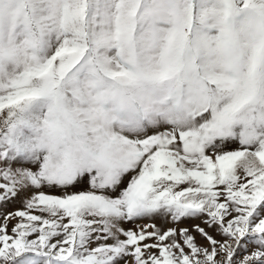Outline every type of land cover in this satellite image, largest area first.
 <instances>
[{
    "label": "snow or ice",
    "instance_id": "snow-or-ice-1",
    "mask_svg": "<svg viewBox=\"0 0 264 264\" xmlns=\"http://www.w3.org/2000/svg\"><path fill=\"white\" fill-rule=\"evenodd\" d=\"M0 264H264V0H0Z\"/></svg>",
    "mask_w": 264,
    "mask_h": 264
},
{
    "label": "rangeland",
    "instance_id": "rangeland-1",
    "mask_svg": "<svg viewBox=\"0 0 264 264\" xmlns=\"http://www.w3.org/2000/svg\"><path fill=\"white\" fill-rule=\"evenodd\" d=\"M15 207H18V205L10 206V209L9 210H11L12 208H15ZM148 223H152V221H148V220H139V221H137V224H139V225H145V224H148ZM155 223L157 225H161L162 224V222L160 220H156ZM123 226L125 228H133V227H135V225H133V224H125ZM184 226H186V225H184Z\"/></svg>",
    "mask_w": 264,
    "mask_h": 264
}]
</instances>
